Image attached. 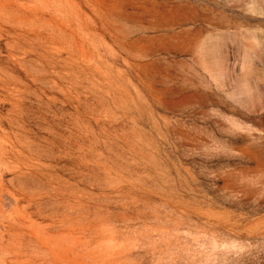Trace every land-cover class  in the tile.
Here are the masks:
<instances>
[{
	"label": "rangeland",
	"instance_id": "rangeland-1",
	"mask_svg": "<svg viewBox=\"0 0 264 264\" xmlns=\"http://www.w3.org/2000/svg\"><path fill=\"white\" fill-rule=\"evenodd\" d=\"M0 264H264V0H0Z\"/></svg>",
	"mask_w": 264,
	"mask_h": 264
}]
</instances>
